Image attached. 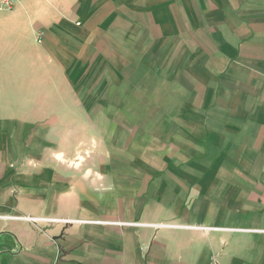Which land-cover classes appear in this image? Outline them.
<instances>
[{"label": "crops", "instance_id": "1", "mask_svg": "<svg viewBox=\"0 0 264 264\" xmlns=\"http://www.w3.org/2000/svg\"><path fill=\"white\" fill-rule=\"evenodd\" d=\"M0 264H264V0L1 11Z\"/></svg>", "mask_w": 264, "mask_h": 264}, {"label": "built area", "instance_id": "2", "mask_svg": "<svg viewBox=\"0 0 264 264\" xmlns=\"http://www.w3.org/2000/svg\"><path fill=\"white\" fill-rule=\"evenodd\" d=\"M21 0H0V14L1 11L13 8Z\"/></svg>", "mask_w": 264, "mask_h": 264}]
</instances>
